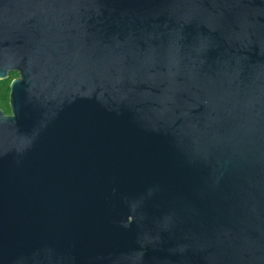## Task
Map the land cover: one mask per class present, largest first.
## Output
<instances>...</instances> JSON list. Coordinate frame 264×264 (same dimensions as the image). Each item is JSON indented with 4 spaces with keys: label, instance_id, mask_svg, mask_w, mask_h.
Instances as JSON below:
<instances>
[{
    "label": "water",
    "instance_id": "1",
    "mask_svg": "<svg viewBox=\"0 0 264 264\" xmlns=\"http://www.w3.org/2000/svg\"><path fill=\"white\" fill-rule=\"evenodd\" d=\"M0 264H264V0H0Z\"/></svg>",
    "mask_w": 264,
    "mask_h": 264
},
{
    "label": "trees",
    "instance_id": "2",
    "mask_svg": "<svg viewBox=\"0 0 264 264\" xmlns=\"http://www.w3.org/2000/svg\"><path fill=\"white\" fill-rule=\"evenodd\" d=\"M16 74H11L9 79L7 80H0V109L3 111L4 114L8 115L10 113V109L8 106L9 100V93H10V82L12 79L16 78Z\"/></svg>",
    "mask_w": 264,
    "mask_h": 264
}]
</instances>
